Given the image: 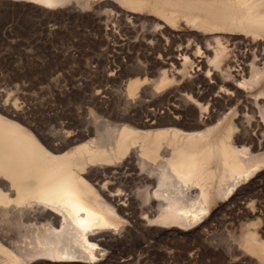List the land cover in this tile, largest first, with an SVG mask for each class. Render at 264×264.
<instances>
[{"label": "bare ground", "instance_id": "obj_1", "mask_svg": "<svg viewBox=\"0 0 264 264\" xmlns=\"http://www.w3.org/2000/svg\"><path fill=\"white\" fill-rule=\"evenodd\" d=\"M4 2L86 16L100 33L101 54L94 49L91 59L106 81L89 87L91 116L78 131L69 121L38 125L25 84L0 87V264H120L119 234L207 230L220 207L263 177L264 0ZM119 69L129 79L110 85ZM243 204L253 227L231 243L241 254L231 263L264 264V209Z\"/></svg>", "mask_w": 264, "mask_h": 264}, {"label": "rangeland", "instance_id": "obj_2", "mask_svg": "<svg viewBox=\"0 0 264 264\" xmlns=\"http://www.w3.org/2000/svg\"><path fill=\"white\" fill-rule=\"evenodd\" d=\"M4 3H2V5L0 4L2 6L0 7L3 9L2 11V9L0 8V17H2L0 18L1 19L0 21V56H2L4 53V55L0 57V87L3 88V87L13 86L12 88H14L15 87L14 85L17 83L22 84L23 86L25 84L26 85L25 91L28 93L26 98H28V100H26V98H23L22 100H26L27 107H30L27 109H31L33 111V113H31L32 111L28 110L30 113L29 115H32L34 119L36 115L35 120L36 121L38 120L37 121L38 125L42 124L41 126H52V125H56L59 121H67V122L69 121L77 125V131L81 130L83 127H85L83 125L84 121H86L91 116V113L89 110L91 108L90 107L91 102L89 101L90 99L87 96L89 93V90H88L89 87L95 84H99L101 81L102 82L106 81V75L104 74V71H103V65L102 64L99 65L97 62H94L93 59H91L94 49H96L97 52L101 54L100 48H98L96 44L94 43V40L100 37V33L93 27L92 23L84 15L75 14L73 16L72 13H71L72 15L71 14L69 15V13L67 14L59 13L58 14V11H59L58 7H60V5H58L57 7L56 6L51 7L52 10L50 9V12L49 10L48 11L46 10L45 12V10L43 9L44 11L43 13L42 8L36 4H33V5L30 3H28L29 5L15 4V7L17 6L16 11L19 8V10L17 11L18 12L17 14V12L14 10L15 9L14 4L10 3V5L12 6H9L8 3L6 4ZM30 5L32 7H30ZM5 6L6 8H4ZM33 6H34V9H32ZM7 7H8V10H7ZM37 7L40 8V10ZM20 8L26 12L27 10L25 9L30 8V14L25 12V15H24L23 10L19 12L21 10ZM54 9H57V15L59 16L56 15V10ZM4 11H6L7 13ZM39 11L40 13L42 11L43 14L40 15ZM3 13H5L4 16H6V18H4ZM15 13L18 15V17ZM37 13H39L40 16L37 15ZM6 14L10 16H7ZM26 14H28L29 16L27 17ZM60 14L62 15L60 16ZM56 16L58 18H56ZM8 17L10 21L7 19ZM21 17H23V19L25 17L26 21L25 20H24L25 22L18 21L19 20L18 18H21ZM12 18L13 19L15 18L16 23H15V20H13ZM4 19H6L9 23L6 24L7 22ZM23 19L21 18V20ZM19 22H22V24H20ZM15 26L16 27L18 26L16 29L17 32L16 30L15 31L12 30L16 28ZM109 28H111V26H109ZM186 28H188L187 25L183 26V30ZM6 29H10L9 31H12V33L8 32L7 30V32H4L5 33L4 34L3 31H6ZM115 30L119 33V29L115 28ZM18 31L20 34H18ZM12 35H15V36L12 37ZM8 39H10L11 41ZM16 40L18 43L16 42ZM19 40H21L22 43H20ZM15 42L17 45L15 44ZM111 43L114 44L113 41H111ZM11 44L13 47L10 46ZM109 54L111 56L107 59V61L109 60L115 63V65L119 68V57L115 58L112 55L113 54L112 52H110ZM202 54L203 52L198 53V56H201ZM182 57L181 55L179 56V58H182ZM106 58H107V55H106ZM199 59L201 61L204 60L203 55L202 57H198V60ZM236 68H239L237 70H240L242 66H237ZM197 69L200 70V68L197 67V65H195V68L192 69L194 71H192L193 73L191 74H195ZM119 70L122 72V76L120 77V79L118 78L117 80L109 81L110 85H119L120 80L122 83L123 80L127 81L129 79V76L127 75L126 70L125 71L123 69H119ZM201 72H204V71L201 70ZM57 76L59 77L55 79ZM213 81L214 80H212V82ZM244 89H245L244 93L246 95L253 96V93L249 89H247L246 87ZM30 93L35 94V95L37 94L36 97L37 96L38 97L35 99L34 97L35 95H33V98H29L28 96H30ZM216 94L218 95L217 92H215V95ZM260 169L264 170V166L261 167ZM263 177L257 180L258 182L256 185H253L250 187L246 185L248 190L246 189L244 193L247 196H245V194L243 193L242 195L244 196V198L243 196H241L238 199L239 201H236L234 203L232 202L233 204L230 206L227 205L226 208H225V205H224V208H222L223 206L220 207L219 208L220 211L218 210L219 213H217V216H219L220 218L217 217L218 218L217 220V218L214 217V219L212 220H215V221L211 220L208 224L203 226L207 228V230H205L203 227H202L203 229L200 230L201 225L197 224L195 226L193 225L194 230H193V227L192 228L190 227V229L189 228L186 229V227H184V229H186V230L183 229L184 234L182 233V231H172L171 228L169 227L168 228L170 230L168 228H165L164 233L158 234L155 230L154 225L147 226V228L146 226H143V228L142 226L140 227L136 226L134 229L131 230V232H128V233L123 232L122 234H119V237L120 236L121 237L119 238V243H117V247H119L120 249L118 248L119 251L117 250L115 253V255L119 254V257L118 255H116L115 257L116 258L118 257L119 259L129 258L132 260V262L134 259V262L137 264H144V263L147 264L148 261H150L149 264L150 263H153V264H234V263H231L232 258L230 257L232 256L236 257L238 254L241 256V254L237 253L238 250L236 248L234 249L236 251L233 250V247L235 246V244L232 246L231 243H236V247H237L238 245L237 242L241 239L242 232L248 229L250 226L253 227V224L251 225V222L249 223V221H253V220H249L251 219V217L247 215V211L244 210L245 208L242 207L244 205L243 203H246V201H249V199L256 200V204L259 206V208L261 206L260 209L262 210L264 209L263 208L264 207V195H263L264 194V181H263L264 178ZM248 180L247 179L243 180L242 183H240L241 185L240 184L239 185L245 186L246 183L250 184V179ZM226 202H227L226 200H223V203H226ZM235 203L238 204L239 206L236 205ZM263 212L264 211L261 212L260 218H262V216L264 218ZM262 219H261V222L264 221ZM263 223L264 222H262V225L264 226ZM248 224L250 226H248ZM198 225H199V228L197 227ZM145 229H147L145 233L149 232L146 235L144 233ZM149 229L150 230L152 229V230L150 231ZM133 230L137 231V233ZM134 232L137 234V236H139L140 234L142 236L140 235V237H137L135 236L136 234L132 235ZM139 232H143V234ZM155 232L157 233V235L155 234ZM150 233H154V234H152L151 236H147V235H150ZM165 233H168L169 235L166 234L165 236ZM172 233L175 235H172ZM177 233H178V237L176 235ZM194 235H196L195 241H194ZM204 236L209 239H206ZM125 237H127V239L128 237L130 238L128 240L126 239L128 242L125 240ZM141 237L144 239H142ZM145 237L147 238V240H145L146 239ZM151 237L153 238L152 240L150 239ZM198 237H202V238L199 239ZM203 237L205 238V240ZM156 238H158L159 240L157 239L158 241H154ZM141 241L142 243H140ZM215 241L217 242V244ZM195 243H198V245ZM213 243H215V246L212 245ZM238 243H240V241ZM227 244L229 245V249H231L230 247L232 246L231 251L227 249L228 248ZM144 245L146 247H144ZM143 247L145 249H143ZM196 247H199V248H196ZM147 248L148 250L150 249L151 251L149 250L150 251L149 252ZM224 248L227 249L228 251L227 253H230V254H227ZM198 249L200 250L198 251ZM191 252H193V254L195 253L196 256L193 254L189 256ZM222 252L225 254H223ZM128 253H129V256H127ZM233 253H235L236 256H234ZM122 254L126 256H123ZM116 258H114V260H116ZM122 259H121L122 262L119 260L117 261L121 262L120 264H127L125 262L131 261L129 259H127V261L122 260ZM139 259L142 261V263H140L141 261L139 262ZM144 259L145 260L149 259V260L146 262ZM134 262L132 264H135ZM246 262L243 260L242 263H238V264H244V263L247 264ZM128 263L131 264V262H128Z\"/></svg>", "mask_w": 264, "mask_h": 264}]
</instances>
